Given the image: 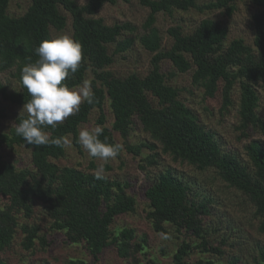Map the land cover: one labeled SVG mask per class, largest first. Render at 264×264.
Masks as SVG:
<instances>
[{
    "label": "trees",
    "instance_id": "1",
    "mask_svg": "<svg viewBox=\"0 0 264 264\" xmlns=\"http://www.w3.org/2000/svg\"><path fill=\"white\" fill-rule=\"evenodd\" d=\"M29 1L24 14L12 16L8 11L11 0H0V71L11 72L20 84V89L11 91L8 85L0 83V95L20 106L30 99L21 83V70L38 59L35 48L48 38L52 28H66L68 17L62 11L65 9L72 16L73 38L82 45L83 60L64 83L76 87L90 73L94 102L81 103L79 111L56 128L46 127L50 140L47 145L27 144L15 134L14 127L0 132V252L14 243L20 230L18 213L32 216L37 200L46 205L52 228L64 230L71 242L83 244L95 261L109 246H115L122 256L142 247L134 241V229L126 227L118 232L111 229L118 216L136 210L137 199L128 192V182L106 175L105 179H96L95 172L60 166L54 161L66 155L63 141L70 135L73 144L81 149L79 128L95 109L100 111L101 140L107 138L109 144H119L116 134L127 139L139 123L154 141L128 143V151L140 155L148 148L152 153L143 160L156 165L161 147L175 161L201 171L215 170L226 184L247 197L260 219L259 229L264 232V141L252 138L246 145L250 164L243 163L236 154L224 152L215 133L206 128L198 113L181 98L180 89L170 85L161 70V62L168 59L179 72L193 71V83L204 89L206 98L222 94L223 109L233 104V90L238 85L239 129L245 135L250 129L264 134L256 89L259 84L264 85V0H250L258 7L253 15L254 45L241 37L226 45L228 27L214 18H205L188 34L179 26L170 27L168 33L173 41L169 48H164L163 36L156 26L157 13L171 14L174 10L192 8L202 12L224 9L230 16L236 10L235 0H213L202 5L199 0H139L150 9L139 41L154 54L152 68L145 76L134 72L125 77L117 76L109 67L116 54L126 52L135 43L136 38L131 36L122 38L135 29L129 23L108 25L102 18L94 17L106 3L119 0H87L85 4L77 0ZM107 102L114 118L110 127L106 125L104 111ZM19 116L15 119L17 123L26 118L24 113ZM6 117V109L0 105V121ZM54 139H60L63 146L52 144ZM4 145L30 149L33 167L19 169L6 161L1 153ZM121 152L122 147L119 156ZM92 158L91 167L95 169L96 158ZM141 167L147 169L144 164ZM190 191L189 182L172 169L161 171L145 191L150 207L147 216L157 231L166 234L165 224L170 223L199 240V243L183 240L174 254V264H189L187 257L196 249L222 253L204 233L205 218L211 213L209 202L193 199ZM21 230L25 234L21 244L26 250L35 247L37 241L44 247L53 242L40 234L37 225L23 224ZM259 262L264 264V246L260 248ZM195 264L213 263L199 260Z\"/></svg>",
    "mask_w": 264,
    "mask_h": 264
},
{
    "label": "rangeland",
    "instance_id": "2",
    "mask_svg": "<svg viewBox=\"0 0 264 264\" xmlns=\"http://www.w3.org/2000/svg\"><path fill=\"white\" fill-rule=\"evenodd\" d=\"M77 1L80 4L87 2V0ZM210 1L213 0H199V4ZM29 5V0H11L9 14L22 15ZM235 5L236 10L230 16L224 9L202 12L192 8L189 11L174 10L171 14L163 11L157 13L156 26L163 36L164 48H169L173 41L168 33L170 27L179 26L184 33L188 34L205 18H214L228 27L226 45L240 37L246 43L254 45L253 15L258 7L250 0H235ZM62 11L68 17L67 26L63 30L52 28V32H62L73 37L72 16L65 9ZM149 13V7L141 4L139 0H119L113 4L106 3L94 15V17L102 18L108 25L129 23L135 29L122 36V38L126 36L136 38L135 43L126 52L116 54L113 65L109 67L117 76L125 77L134 72L145 76L151 70L154 54L145 49L139 41V36L145 32L144 23ZM114 49L115 44L110 47L111 52ZM161 70L166 74L167 82L180 89L181 98L198 113L206 128L215 133L221 149L238 155L243 163L250 164L246 145L252 138L264 141V134L250 129L245 135L239 129V86L237 85L233 90V104L223 109L222 94L206 98L204 89L193 83V71L179 72L168 59L161 62ZM91 77L89 73L85 80L90 82ZM0 83L8 85L11 91L20 89L18 80L12 76L11 72L0 71ZM256 89L260 96L258 113L264 118V85L259 84ZM0 105L6 109L7 113V117L0 121V132H8L15 123L16 117L20 115L23 106L3 99L1 95ZM104 111L107 116L106 125L110 127L114 118L108 102L104 106ZM99 116L100 111L93 110L89 120L80 126L79 131L84 128L100 127ZM116 139L122 147L121 155L107 161L94 159L95 169L91 167L93 158L82 147L79 149L73 144L72 135L66 138V155L54 161L60 166H74L87 172H96L103 165L104 175L110 179L128 182V192L137 199L136 210L118 216L111 229L115 232L126 227L134 229L136 232L134 241L140 242L142 247L139 250H130L127 256H122L115 246H109L100 254L98 261H95L83 244L71 242L64 230L52 228L46 205L37 200L33 206L32 216L28 217L24 212L18 213L20 230L12 246L0 252V264H174V254L183 240L193 243H199V240L185 230L179 231L170 223L165 224L166 234L159 232L147 216L150 207L145 195L146 188L153 183L161 171L167 169H172L189 182L193 199L197 201L205 199L209 202L211 213L205 218L204 233L211 245L222 251V253H216L196 249L187 257L189 264H195L199 260L211 261L213 264H260L259 252L264 246V232L259 229L260 219L255 215L254 206L244 194L226 184L215 170L201 171L188 163L175 161L169 154L163 153L161 147H159L160 156L156 165H150L143 160L152 153L150 149L144 148L140 155L128 151V143L154 141L139 123H136L127 139L118 134ZM1 153L6 161L14 163L19 169L33 167L32 152L24 146L16 145L11 148L4 145ZM142 164L146 165L147 169L142 168ZM23 224L39 226L40 234L46 235L53 241L51 245L44 247L37 241L35 247L26 250L21 244L25 235L21 230Z\"/></svg>",
    "mask_w": 264,
    "mask_h": 264
},
{
    "label": "clouds",
    "instance_id": "3",
    "mask_svg": "<svg viewBox=\"0 0 264 264\" xmlns=\"http://www.w3.org/2000/svg\"><path fill=\"white\" fill-rule=\"evenodd\" d=\"M35 53L38 59L25 65L20 76L30 96L20 112V116L24 113L26 118L15 122L12 127L27 144L39 147L50 142L46 127L56 128L67 117L78 112L81 103L86 101L92 104L94 93L87 80L79 87H69L64 83L70 73L78 70L83 60L82 45L71 35L50 32L48 38L35 48ZM102 133L103 129L99 126L81 129L78 142L91 157L107 161L118 155L121 145L109 144L107 138L101 140ZM51 143L63 146L60 139H54ZM63 144H67V141H63ZM94 175L96 179H105L104 166L101 165Z\"/></svg>",
    "mask_w": 264,
    "mask_h": 264
}]
</instances>
